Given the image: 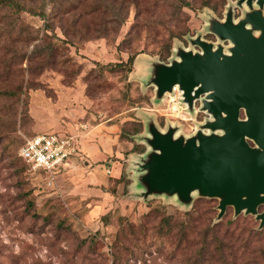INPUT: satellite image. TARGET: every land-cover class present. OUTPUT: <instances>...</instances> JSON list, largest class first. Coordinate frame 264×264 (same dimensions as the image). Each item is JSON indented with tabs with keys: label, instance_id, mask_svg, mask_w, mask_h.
<instances>
[{
	"label": "rangeland",
	"instance_id": "obj_1",
	"mask_svg": "<svg viewBox=\"0 0 264 264\" xmlns=\"http://www.w3.org/2000/svg\"><path fill=\"white\" fill-rule=\"evenodd\" d=\"M21 1L17 10L0 0V264H264V225L255 214L227 206L219 215V197L198 191L185 203L129 185L150 149L146 122L189 136L206 116L199 101L194 114L173 115L172 93L159 99L149 81L150 62L169 64L180 48L199 51L196 37L227 50L231 42L211 31L212 21L229 9L238 21L247 5ZM82 111L119 125L123 156L111 159L121 177L106 174L105 197L82 193V165L54 170L51 180L18 155L26 138L53 130L46 124L75 126Z\"/></svg>",
	"mask_w": 264,
	"mask_h": 264
},
{
	"label": "water",
	"instance_id": "obj_2",
	"mask_svg": "<svg viewBox=\"0 0 264 264\" xmlns=\"http://www.w3.org/2000/svg\"><path fill=\"white\" fill-rule=\"evenodd\" d=\"M237 3L248 7L243 18L234 21L229 9L225 20L212 21L211 31L231 42L227 50L196 37L192 43L199 51L180 48L179 59L169 64L150 62L149 81L159 99L176 86L185 111L194 114L199 101L206 116L189 136L177 134V125L161 130L153 120L146 122L150 149L136 164L131 188L146 195L176 194L185 203L194 191L219 197V215L233 206L236 214H255L262 227L264 0Z\"/></svg>",
	"mask_w": 264,
	"mask_h": 264
},
{
	"label": "crops",
	"instance_id": "obj_3",
	"mask_svg": "<svg viewBox=\"0 0 264 264\" xmlns=\"http://www.w3.org/2000/svg\"><path fill=\"white\" fill-rule=\"evenodd\" d=\"M79 117H82L81 123L75 124V126H66L57 122L45 125L46 129H53L51 131L74 135L77 146L82 153L81 156L86 158L85 161L81 159L82 157L69 159L67 164L62 166L57 173L70 168L71 165L73 167L82 165L86 171L81 183L82 188H80L82 193L86 196H92V199L94 195L105 197L108 195L107 192L103 191L106 188V174L109 173L115 178L119 177L120 174V167H117L115 161L111 159L112 157L120 158L123 156L118 133L119 125L113 122H92V119L86 116V112L83 111L74 118ZM109 162H112L113 165L110 166ZM129 185L131 188L133 181Z\"/></svg>",
	"mask_w": 264,
	"mask_h": 264
},
{
	"label": "built area",
	"instance_id": "obj_4",
	"mask_svg": "<svg viewBox=\"0 0 264 264\" xmlns=\"http://www.w3.org/2000/svg\"><path fill=\"white\" fill-rule=\"evenodd\" d=\"M180 93L174 86L172 95H169V110L173 115L185 118L186 105L180 102ZM18 155L31 170H45L51 180L54 170L58 171L71 158L82 157L76 137L58 131L39 132L26 138L18 149ZM81 159L86 160L84 157Z\"/></svg>",
	"mask_w": 264,
	"mask_h": 264
},
{
	"label": "trees",
	"instance_id": "obj_5",
	"mask_svg": "<svg viewBox=\"0 0 264 264\" xmlns=\"http://www.w3.org/2000/svg\"><path fill=\"white\" fill-rule=\"evenodd\" d=\"M3 2H7V4L11 5L12 7H15L17 10L20 9L21 7H23V2L21 0H2ZM51 1V0H50ZM123 2L125 3V0H123ZM43 16V15H42ZM129 60H132V56L129 57ZM119 136H121V134H119ZM24 142V141H23ZM23 142L20 144V146L23 144ZM19 146V147H20ZM19 149V148H18ZM20 157V156H19ZM21 158V157H20ZM22 159V158H21ZM23 160V159H22ZM24 161V160H23ZM25 162V161H24ZM26 164V163H25ZM27 165V164H26ZM28 166V165H27ZM34 172H42L43 174H45V176H48V173L43 170V169H39L36 170ZM121 176L115 178V179H119Z\"/></svg>",
	"mask_w": 264,
	"mask_h": 264
}]
</instances>
